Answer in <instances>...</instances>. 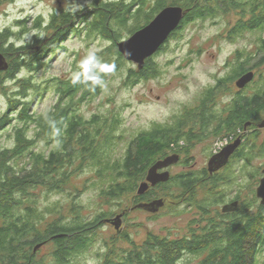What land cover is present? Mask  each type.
<instances>
[{"label": "trees", "instance_id": "1", "mask_svg": "<svg viewBox=\"0 0 264 264\" xmlns=\"http://www.w3.org/2000/svg\"><path fill=\"white\" fill-rule=\"evenodd\" d=\"M14 1L0 0V7ZM148 4L150 8L146 10ZM91 6L88 14L80 18L81 27H75V16L71 12H55L49 24L40 16L33 20L34 28L42 34L55 29L57 32L66 26L73 33L93 39L104 37L113 44L111 49L95 56L89 66L74 70L71 78L49 79L55 86L57 102L46 113L39 114L34 106L36 96L49 90L48 80L43 84L35 79L47 74L46 58L59 49L62 31L52 34L55 35L52 38L51 35L45 39L33 37L34 44L45 45L40 54H30L29 45L18 48L19 40L16 41L28 32L27 20L17 22V31L0 30V52L9 63L7 73H3L0 80L18 82L9 98L7 111L0 116V133L11 129L14 141L10 149L0 146V264H75L73 262L92 247L98 225L104 224V218L109 217L101 210L90 221L77 201L66 211L59 203L42 208L38 192L42 191L41 195L46 197L70 194L67 188L73 179L92 170L96 177L92 189L98 190L102 199L115 201L137 192L149 168L168 150L179 148L180 142L201 140L210 134L219 136L225 130L236 134L245 122L264 119V79L234 93L231 103L221 111L214 101L219 92H231L228 83L232 84L253 70L247 63L256 59L257 54H261L260 62L264 63V0H209L206 3L200 0H138L134 4L95 0ZM169 6L190 10L171 37L198 20L223 18L236 11L241 19L228 32L227 39L236 42L247 32L256 34L253 41L256 50L253 54L247 48L238 50L236 60L227 63L231 69L228 77L219 78L217 85L206 91L198 109H186L183 116L175 118L174 126L156 125L152 131L139 132L128 144L125 154L117 159L115 147L120 140L117 133L122 126L121 117L95 114L87 118L80 109L103 93L110 75L120 74L126 67L117 43L148 26ZM246 16L249 17L247 21ZM56 19L62 20L61 24L58 25ZM163 49L164 46L159 52ZM156 67V62L150 58L141 71L129 69L124 82L133 86L140 80L157 76ZM24 70L30 76L21 79L20 73ZM197 113L200 116L193 119V114ZM214 122L220 126L217 130L212 127ZM182 124L190 126L191 131L186 132ZM32 130L34 137L29 136ZM198 130L202 135H194ZM38 141L43 142V147L35 151ZM248 153L241 152L238 156L245 158L253 154ZM235 180L215 175L205 183L193 174H185L161 186L170 189L167 198L188 196L189 202H193L201 189L220 190L221 184L234 185ZM159 187L150 189L144 198L159 196ZM225 194L209 192L198 208L203 213L202 221L184 237L150 234L144 244H133L131 251L117 249L111 238V244L107 243L103 251V264H258L264 256V206L254 194L253 199L244 200L234 214L221 215L218 210L212 214L211 208L229 198H224L228 195ZM240 194L238 192L234 199L242 200ZM123 213L126 216L127 212ZM53 216L55 219L49 221ZM40 244L53 245V251L44 257L39 255L41 250L35 252V248Z\"/></svg>", "mask_w": 264, "mask_h": 264}, {"label": "rangeland", "instance_id": "2", "mask_svg": "<svg viewBox=\"0 0 264 264\" xmlns=\"http://www.w3.org/2000/svg\"><path fill=\"white\" fill-rule=\"evenodd\" d=\"M106 1L134 4L138 0ZM200 1L206 3L209 0ZM93 4H95V0H15L0 7V30L7 28L16 30L18 21L27 20L29 23L28 32L22 34L20 39L16 38V41L19 40L18 48L29 45L31 49L29 50L35 51L38 43L33 44V37L41 36L45 39L50 35L52 38L55 36L52 34H57V32L62 31L63 33L61 43L58 45L59 49L52 56L46 58L48 59L46 64L48 69L45 72L47 74H40L35 79L37 83L43 84L48 80L47 86L49 87V90L42 96H36L34 107L39 114L51 110L57 102V96L54 93L55 86L51 85L49 79L52 77L58 79L71 78L74 75V70L85 68L82 66V61L89 54L95 57L107 49H111L113 44L104 37L97 36L93 39V37L87 38L84 34L73 33V30H67L69 28L66 26L61 27L57 32L55 29L49 34H42L34 28L33 20L40 16L43 17L45 24H49L55 12H59V14L71 12L75 16L73 21L77 27L81 24L80 18L88 14ZM149 8L148 4L146 10ZM240 19L241 17L237 15L236 11H233L223 18H207L187 25L184 30L169 38L162 52H158L152 58L159 70L157 76L140 80L133 86L127 85L124 81L128 78L129 69L138 71L137 65L124 59L127 64L121 72L119 71L120 74L113 73L110 75L103 93L82 106L81 114L83 113L87 118H91L95 114H111L121 117L122 126L120 132L117 133L120 135V140L115 147L117 159L125 154L128 144L139 132L152 131L156 125L173 126L175 125V118L183 116L188 109L190 111L198 109L206 91L216 86L219 78L228 77L231 69L227 63L236 60L238 50L247 48V51L254 53L256 47L253 41L256 39V34L247 32L236 42L227 39L228 32L235 27L234 25ZM56 20L58 25L61 24L62 20ZM128 38L125 37L124 40ZM62 47L64 48L62 49ZM259 55L261 54H257L256 59H251V63H247L249 68L256 73L254 82L264 79V63L260 62L262 56ZM259 63L261 65L257 66ZM20 74L21 79L30 76L27 70L21 71ZM17 84V80H0V116L7 111L9 98L13 96L12 93L16 90ZM228 85L231 92L228 90L219 92L214 100L218 111L228 106L234 93L239 90L236 86V80L232 84L228 83ZM199 116L198 113L197 115L193 114V119ZM256 128L257 126L254 124L249 129L254 130ZM10 133L11 129L0 133V146L9 149L13 147L14 141ZM29 136L34 137L35 132L32 130ZM255 137L256 141H254ZM225 140L226 137L218 138L214 134H210L206 138L189 145L184 151V163L176 165L170 170L172 178L185 174H193L200 179L206 178L204 173L210 156L213 152L218 153L220 151L219 145ZM246 142L244 151L253 154L245 158L238 156L233 159L229 168L225 172L223 171L224 173L221 175L224 178L232 179L234 177L236 179L234 185L221 184L220 190L205 187L199 191V194L195 195L193 202H189L191 199H188V196L167 198L170 189L166 186L159 187L157 193L160 197L165 198L166 202L160 212L155 215L142 212V210H131L136 205V192L115 201L104 197L102 199L100 192L91 187L92 182L96 180L92 170L78 174L79 176L73 179L72 185L67 188L70 194H54L51 197H46L41 195L42 191L38 192L39 205L45 208L59 203L64 206V211H66L77 201L84 207L83 214L90 221L101 210L106 211L105 213L109 216L105 217L104 220L114 219L123 212H127L120 233L111 224L98 225L94 242L91 244L92 247L84 252L79 260L73 262L75 264H103V251L107 243L111 244L112 239L115 240L117 249H129L131 251L133 244L138 246L144 244L150 234L171 238H180L190 234L191 229L202 221L203 213L198 208L203 201H206L209 192L212 194L224 192L228 194H225L224 198L229 196L226 199L227 202L218 203L215 208H211L212 214H216L217 210L220 212L221 207L229 203L238 192H241V199L244 198L246 201L253 199L260 186V180L264 177V128L251 135ZM38 143L35 151L43 147V142L38 141ZM239 185L242 187L239 188ZM53 219L55 216L49 218V221ZM40 250L39 255L47 256L53 251V245L43 246ZM258 264H264V256H261Z\"/></svg>", "mask_w": 264, "mask_h": 264}, {"label": "water", "instance_id": "3", "mask_svg": "<svg viewBox=\"0 0 264 264\" xmlns=\"http://www.w3.org/2000/svg\"><path fill=\"white\" fill-rule=\"evenodd\" d=\"M189 9H183L178 6H169L163 9L155 19L148 24V26L140 29L135 34H133L127 40L117 43V48L119 53L124 57L126 61L132 62L137 65L138 71L145 68L146 61L155 54H157L162 47L167 43V40L171 37L172 33L175 32L181 25ZM4 54L0 52V73H4L9 69V63L6 61ZM255 73L249 72L236 81V86L238 89L242 90L251 84L255 79ZM259 128H264V122L259 126ZM239 142V141H238ZM238 143L235 142L230 148L225 149L218 158H215L216 168L213 169L211 166V172L217 171L218 169L225 166L231 157V154L238 148ZM179 162L178 157H168L166 160L158 162L149 172L147 176V181L139 185L138 195L145 194L150 187H156L159 183H165L170 181L171 174L169 172L160 174L158 171L164 168H168L173 164ZM264 175V171H263ZM260 186L257 189V197L260 199L262 206H264V177L260 180ZM165 200L160 199L154 201L150 204H141L137 208H142L145 211L152 213H158L160 209L165 206ZM238 203L232 206L224 207V212L236 211L238 208ZM124 214L116 216L114 219H108L105 222L114 226L118 233L121 232V225L123 224ZM43 245H38L35 248V252H38Z\"/></svg>", "mask_w": 264, "mask_h": 264}, {"label": "flooded vegetation", "instance_id": "4", "mask_svg": "<svg viewBox=\"0 0 264 264\" xmlns=\"http://www.w3.org/2000/svg\"><path fill=\"white\" fill-rule=\"evenodd\" d=\"M179 7V6H178ZM249 19V17L248 16H246L245 17V21H247ZM239 22V21H238ZM237 22V23H238ZM34 44V43H33ZM45 45V44H44ZM44 45H42V46H44ZM37 46V50H35V51H30V50H28V53L30 52V54H31V52H37V53H39L40 54V51H41V49H42V46L41 45H36ZM165 46V45H164ZM39 54H38V56H39ZM154 57V56H153ZM152 57V58H153ZM249 72H254L255 73V71L254 70H252V71H249ZM249 72H247V73H249ZM4 73H6V72H4ZM3 75V73H0V78H1V76ZM255 76H256V73H255ZM254 76V77H255ZM256 78V77H255ZM239 79V78H238ZM237 79V80H238ZM236 80V81H237ZM256 79H254V81H255ZM253 81V82H254ZM252 82V83H253ZM238 88V87H237ZM246 88H247V86H246ZM246 88H244V89H246ZM244 89H242V90H237L238 92L239 91H243ZM264 116V115H263ZM264 122V119H262V121H261V119L259 120V121H255V123H254V121H247V122H245L244 124H243V127L241 128V129H239V131L236 133V134H229V132H227V130H225V131H222L221 132V135H219V136H217L218 138L220 137V138H222V137H226V139H229V142H227L228 144H226L225 146H223L221 149H220V151H218V153H214L213 152V154H212V156H210L211 158L209 159V163H208V166H207V168H205V173H204V175H206V178H202V179H200L201 181H203V182H207V181H209V179L208 178H213L215 175H217V176H221V174H223L225 171H226V169L227 168H229V166L231 165V163L233 162V159H235V158H237L238 157V155L242 152V153H244L245 151H244V148H245V146H246V144H247V142L246 141H248V138L251 136V135H253L255 132H258L259 131V129H261V128H259V126L262 124ZM255 124V126H257V128L256 129H252V130H250L249 128H252L253 127V125ZM174 126V125H173ZM182 127H184V129H185V131L186 132H188V131H191V128H190V126H188V125H184V124H182ZM213 128H216V130H217V128H219L220 126L218 125H216V123L214 122L213 123V126H212ZM201 128V127H200ZM251 134V135H250ZM194 135H196V136H199V135H202L201 134V132L198 130V132H195L194 133ZM227 135V136H226ZM232 135V136H231ZM229 137V138H228ZM198 141V139H192V140H190V142H187V141H182V142H180V147L179 148H176V149H172V150H168L167 152H166V155L165 156H162L161 158H158V160L149 168V170L148 171H150L158 162H160V161H163V160H166V158H168V157H178L179 158V162L177 163V164H173V165H171V166H169L168 168H164V169H162V170H159L158 172L160 173V174H163V173H166V172H169L170 174H171V178H170V181H171V179H172V173L170 172V170L172 169V168H174L176 165H179V164H182V163H184V161H185V155H184V151L185 150H187V147L189 146V145H191V144H193V143H196ZM239 141V142H238ZM235 142H237L239 145H238V148L234 151V153L233 154H231V157H230V159H229V162L225 165V166H223L222 168H220V169H218L217 171H213V172H211V166L213 167V169L214 168H216V161H214V159L215 158H218V156L219 155H221V153L225 150V149H227V148H230L232 145H234L235 144ZM147 171V174H146V177H145V180L144 181H142L141 182V184H143L144 182H146L147 181V176H148V174H149V172ZM224 171V172H223ZM182 176H184V175H182ZM170 181H168V182H170ZM168 182H165V183H159V184H157V186L156 187H150V189H154V188H157V187H163V185L161 186V184H166V183H168ZM141 184H139V185H141ZM138 185V186H139ZM140 187V186H139ZM139 189V188H138ZM150 189L145 193V194H143L142 196L141 195H138V190H137V192H136V198H135V203H136V205L134 206V208H132L131 210H133V211H137V210H142V212H145V213H148V214H151V215H155V214H157V213H152V212H149V211H145L144 209H142V208H137V206L138 205H141V204H150V203H152V202H154V201H157V200H160V199H163V200H165V198H162V197H160V196H158V195H155V196H153L152 195V197H149V198H144V195H146L149 191H150ZM256 196H257V194H256ZM141 199V200H140ZM260 200V199H259ZM244 201V198L242 199V200H237V199H234V198H232L230 201H229V203H226L223 207H221L222 209H221V211L219 212L221 215H231V214H234V213H236L238 210H239V206H241L242 205V202ZM226 202H227V200H226ZM235 203H238V206H237V210L236 211H227V212H224L223 210H224V207H227V206H232L233 207V204H235ZM260 203H261V201H260ZM161 210V209H160ZM160 210H159V212H160ZM132 211V212H133ZM158 212V213H159ZM124 219H125V216H124ZM123 219V220H124ZM106 220H108V219H106ZM105 220V221H106ZM106 223V222H105ZM114 227V226H113Z\"/></svg>", "mask_w": 264, "mask_h": 264}, {"label": "clouds", "instance_id": "5", "mask_svg": "<svg viewBox=\"0 0 264 264\" xmlns=\"http://www.w3.org/2000/svg\"><path fill=\"white\" fill-rule=\"evenodd\" d=\"M94 59L95 57L92 54H89L88 57L84 61H82V66L86 68L87 65L90 64Z\"/></svg>", "mask_w": 264, "mask_h": 264}, {"label": "built area", "instance_id": "6", "mask_svg": "<svg viewBox=\"0 0 264 264\" xmlns=\"http://www.w3.org/2000/svg\"><path fill=\"white\" fill-rule=\"evenodd\" d=\"M227 142H229V139H226L224 142H222V143L219 145V149H221L223 146H225L226 144H228Z\"/></svg>", "mask_w": 264, "mask_h": 264}]
</instances>
